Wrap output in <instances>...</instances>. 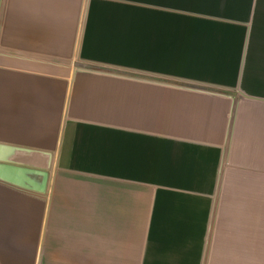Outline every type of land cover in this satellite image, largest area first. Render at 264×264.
Returning <instances> with one entry per match:
<instances>
[{
  "label": "crops",
  "instance_id": "0c3cea01",
  "mask_svg": "<svg viewBox=\"0 0 264 264\" xmlns=\"http://www.w3.org/2000/svg\"><path fill=\"white\" fill-rule=\"evenodd\" d=\"M0 264H264V0H0Z\"/></svg>",
  "mask_w": 264,
  "mask_h": 264
},
{
  "label": "water",
  "instance_id": "95a60500",
  "mask_svg": "<svg viewBox=\"0 0 264 264\" xmlns=\"http://www.w3.org/2000/svg\"><path fill=\"white\" fill-rule=\"evenodd\" d=\"M36 172L31 169H25L10 165H0V179L14 183L20 187L43 191V183L36 185L27 175H34Z\"/></svg>",
  "mask_w": 264,
  "mask_h": 264
}]
</instances>
